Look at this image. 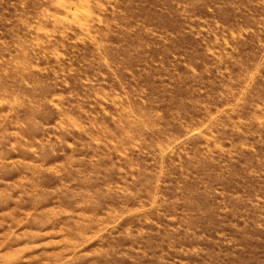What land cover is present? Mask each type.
Here are the masks:
<instances>
[{
	"label": "rangeland",
	"instance_id": "rangeland-1",
	"mask_svg": "<svg viewBox=\"0 0 264 264\" xmlns=\"http://www.w3.org/2000/svg\"><path fill=\"white\" fill-rule=\"evenodd\" d=\"M0 264H264V0H0Z\"/></svg>",
	"mask_w": 264,
	"mask_h": 264
}]
</instances>
